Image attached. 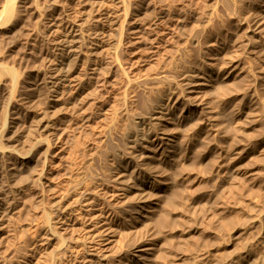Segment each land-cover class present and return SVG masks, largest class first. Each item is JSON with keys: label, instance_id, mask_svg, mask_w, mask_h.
<instances>
[{"label": "rangeland", "instance_id": "1", "mask_svg": "<svg viewBox=\"0 0 264 264\" xmlns=\"http://www.w3.org/2000/svg\"><path fill=\"white\" fill-rule=\"evenodd\" d=\"M70 29L77 76L54 101ZM263 45L264 0H0V264L264 256ZM91 199L111 213L98 251L72 221Z\"/></svg>", "mask_w": 264, "mask_h": 264}, {"label": "bare ground", "instance_id": "2", "mask_svg": "<svg viewBox=\"0 0 264 264\" xmlns=\"http://www.w3.org/2000/svg\"><path fill=\"white\" fill-rule=\"evenodd\" d=\"M76 36H77V34H76V30H72V29H70L68 32H67V34H65V38H63V40H62V43H61V47H60V53H59V59H58V62H57V67H56V69L54 70V72L52 73V77H51V79H50V88H52L53 89V100L54 101H57L58 99H59V97L62 95V92H64L63 90H66L67 92H69L70 93V91H71V89H70V87H71V85H72V82L74 81V79H75V77L77 76V73H76V69H75V63H76V60H77V58H78V52H79V42H78V39H76ZM263 44V43H262ZM263 47H264V45H263ZM262 47V48H263ZM252 48V47H251ZM264 49V48H263ZM93 69H95L94 67H93ZM93 69H92V72H93ZM76 75V76H75ZM92 75H93V73H92ZM224 78H222V80H223ZM221 80V81H222ZM225 80V79H224ZM210 81V80H209ZM228 81V80H227ZM227 83V82H226ZM226 83H224V86H225V84ZM222 84V83H221ZM197 85H200V84H197ZM213 85V84H212ZM220 85V84H219ZM223 85V84H222ZM231 85V84H230ZM202 86L203 87H205V85H204V82H203V84H202ZM210 86V85H209ZM207 87V86H206ZM223 87V86H222ZM222 87H220V88H222ZM229 87H231V86H229ZM86 88V87H85ZM218 88H219V86H218ZM225 88L227 89L228 88V86L226 85L222 90H223V92H226L227 90H225ZM200 89V88H199ZM217 89V88H216ZM230 89V88H229ZM221 90V89H220ZM220 90L218 89L217 91H219L220 92ZM80 91V90H79ZM84 91V90H83ZM88 91V90H87ZM202 91V90H201ZM216 91V92H217ZM228 92V91H227ZM226 92V93H227ZM82 93V92H81ZM87 93V92H86ZM213 93V92H212ZM218 93V92H217ZM84 94V93H83ZM210 94H211V92H210ZM216 94V93H215ZM218 95V94H217ZM80 96H81V94H78V95H75L74 97H72L73 98V100L71 99V97H70V99H71V102L70 103H72V101H78L79 100V98H80ZM82 97V96H81ZM253 97V96H252ZM251 97V98H252ZM76 105H77V103H75ZM208 104V103H207ZM74 105V104H73ZM246 107V106H245ZM248 107H250V104L248 105ZM206 108H208V107H206ZM252 108V107H251ZM250 108V109H251ZM251 112V111H250ZM252 113V112H251ZM160 114V113H159ZM214 114H216V113H214ZM248 114V113H247ZM246 114V115H247ZM249 117V116H248ZM247 117V118H248ZM250 117H252V116H250ZM215 118V117H214ZM216 118H217V116H216ZM246 118V119H247ZM209 119H210V121L212 120L210 117H209ZM219 119H221V118H219ZM215 120V119H214ZM213 120V121H214ZM245 120V119H244ZM212 121V122H213ZM217 121V120H216ZM219 121V120H218ZM240 121V120H239ZM238 121V122H239ZM215 122V121H214ZM221 122V121H220ZM241 124H243V123H241ZM220 125V124H219ZM44 126V125H43ZM221 126V125H220ZM219 127V126H218ZM227 127V126H226ZM237 128H238V126H236ZM241 127V126H240ZM246 127V126H245ZM248 127H250V126H248ZM45 128H48V125H46V127ZM44 128V129H45ZM220 128V127H219ZM221 128H223V126L221 127ZM43 129V130H44ZM224 129H225V126H224ZM229 129H232V128H230L229 127ZM234 130L236 131V129H235V125H234ZM244 130V129H243ZM253 130V129H252ZM233 131V130H232ZM229 132H231V131H229ZM236 132H238V131H236ZM220 133V132H219ZM221 133H222V131H221ZM241 133H242V131H241ZM240 133V131H239V133L238 134H241ZM224 134V133H223ZM222 134V135H223ZM229 134V133H228ZM227 134V135H228ZM233 134V133H232ZM235 134V133H234ZM247 134H251V133H247ZM247 134H245V135H247ZM242 135H244V134H241V136ZM156 136V135H155ZM230 137V136H229ZM229 137H224V143H229V144H231V145H233V143H232V141H231V139H229ZM232 137V136H231ZM230 137V138H231ZM238 137H240V136H238ZM244 137H246L247 138V136H244ZM161 138V137H160ZM236 138V137H235ZM243 138V137H242ZM241 138V139H242ZM240 139V138H239ZM165 140V139H164ZM233 140V139H232ZM244 140V139H243ZM203 141H205V142H207L208 143V141H206V139L205 140H203ZM223 141V140H222ZM240 141V140H239ZM205 142H204V144H205ZM241 142V141H240ZM223 143V144H224ZM234 143H238V140L237 141H235ZM243 143V142H242ZM246 143V142H245ZM222 144V145H223ZM229 144H227V146L229 145ZM239 145V144H238ZM247 145V144H246ZM229 147V146H228ZM244 146H242V148H243ZM0 148H1V145H0ZM234 148V146L231 148V149H233ZM241 148V147H240ZM247 148V147H246ZM245 149V148H244ZM243 149V150H244ZM247 150V149H246ZM233 151V150H232ZM161 152V151H160ZM165 152V151H164ZM242 152V151H241ZM239 153L240 152H238V154H237V158L239 157ZM154 154V153H153ZM152 154V155H153ZM161 154H163V151L161 152ZM234 154V153H233ZM141 155V154H140ZM159 156V155H158ZM236 156V155H235ZM24 157V156H23ZM142 158V157H141ZM145 158L146 159H151L152 158V156L150 155V154H146L145 155ZM236 158V157H235ZM234 158V159H235ZM26 156H25V158H22V159H20V161L23 163V162H26ZM140 160H142V159H140ZM232 161H233V159H232ZM231 161V162H232ZM147 162V161H146ZM232 165V164H231ZM236 167V166H235ZM35 180H37V178L36 179H34V181H33V183L35 184ZM94 190V189H93ZM105 190V189H104ZM74 193H75V191H74ZM76 193H77V191H76ZM107 193V192H106ZM139 193V192H138ZM146 193V192H145ZM72 194V193H71ZM140 195L139 196H141L142 195V197H143V195H144V191H141V193H139ZM75 195V194H74ZM79 195V194H78ZM77 195V196H78ZM111 195H113V192H112V194ZM70 196V195H69ZM72 196V195H71ZM135 196V195H134ZM138 195H137V197L140 199V197H139ZM77 198L78 197H75V198H73L74 199V201L75 200H77ZM96 198V197H95ZM138 198H137V200H138ZM136 199V198H135ZM72 200V199H71ZM142 201H146V199H143ZM63 202H64V200H63ZM86 202H88V201H86ZM85 202V203H86ZM75 203V202H74ZM79 203V202H78ZM88 203H90L89 205H90V209H91V214L89 213V214H82L80 211V208L81 207H79V208H75L74 209V212H76L75 214L77 215H75L76 216V219L74 218V220H72V221H75V220H79V219H82L83 218V220H85L84 222H82V225L84 226V231H86V237H85V235H82V238H86V239H83V240H85V242H84V245H85V247L88 249V250H90V249H95V251H98L99 249H98V247H97V245H98V243H100L99 241L100 240H103L104 241V243H106L105 241H108L107 242V244H110V243H113L114 241H113V237L114 236H112L110 233L112 232V227L111 226H109V223H110V220H111V213L109 212V210H108V207H107V202L105 203V202H102V201H98V200H93L92 201V199H91V202H88ZM69 204H70V202H69ZM144 204V203H143ZM74 205H76V204H74ZM87 205V204H86ZM142 205V204H141ZM69 207H70V205H69ZM73 207H75V206H73ZM83 207V206H82ZM139 208V207H138ZM58 211H60V215H64L62 218H61V220H63V219H65V221H67L66 219H68V220H70V218L69 217H67L66 215H65V213H66V209H67V206H65L64 204H61L59 207H58ZM70 209V208H69ZM68 209V210H69ZM70 211V210H69ZM73 211V210H72ZM83 211V210H82ZM68 212V211H67ZM84 212H87V211H84ZM70 214V213H69ZM69 214H68V216H69ZM60 215H58V219L61 217ZM60 220V219H59ZM51 221H52V218H51ZM64 221V222H65ZM71 221V220H70ZM82 221V220H81ZM67 223V222H66ZM81 225V226H82ZM96 225H98V228H96L95 226ZM82 226V227H83ZM50 227V226H49ZM52 227H50V228H47V227H45V229H44V231H43V233L40 235L39 234V237H40V241H39V243H44V242H48L49 241V239L51 238L50 236L52 235ZM54 230V229H53ZM239 230V229H238ZM53 232H55V231H53ZM237 233V232H236ZM85 234V233H84ZM56 235V234H55ZM55 235H53V236H55ZM111 235V236H110ZM84 236V237H83ZM51 240V239H50ZM62 240V239H61ZM76 240V241H75ZM74 241L75 242H73L72 241V243H70L69 244V246L67 245V247H66V253L68 252V251H71V252H75V253H72V254H76L77 256L82 252V248H81V244H80V248H79V246L77 245V243H78V241L80 242V240H81V238H76ZM62 242V241H61ZM49 243V242H48ZM64 243V242H63ZM62 243V244H63ZM45 244V243H44ZM60 244V245H59ZM34 245H36V244H34ZM58 245H59V247L61 246V243H60V241L58 240ZM63 246V245H62ZM61 246V247H62ZM83 246V245H82ZM103 246V245H102ZM60 247V248H61ZM105 247V246H104ZM63 248V247H62ZM106 248V247H105ZM96 249H98V250H96ZM103 249V248H102ZM109 249V248H108ZM147 250V249H146ZM58 251H59V249H58ZM143 251H145L144 249H140V250H138V252H143ZM61 252V251H60ZM64 252V253H65ZM84 252V251H83ZM62 253V252H61ZM254 253V252H253ZM262 253V252H261ZM27 254V253H26ZM67 255V254H66ZM249 255V254H248ZM251 255V254H250ZM261 254H259L258 255V257L260 256ZM142 256V253L140 254V255H135V257L137 258H139V257H141ZM256 256V255H255ZM27 257V256H26ZM25 256H24V258H26ZM84 260V259H83ZM86 260V259H85ZM91 260L90 259H87L86 260V262H90ZM249 261V260H248ZM245 263H247L246 261H244ZM248 264H264V256H262V257H260V258H257L256 257V259L255 258H253L252 259V261H250V263H248Z\"/></svg>", "mask_w": 264, "mask_h": 264}]
</instances>
